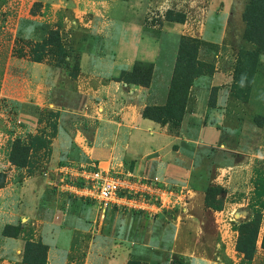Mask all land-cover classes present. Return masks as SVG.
<instances>
[{"label":"rangeland","instance_id":"374dc122","mask_svg":"<svg viewBox=\"0 0 264 264\" xmlns=\"http://www.w3.org/2000/svg\"><path fill=\"white\" fill-rule=\"evenodd\" d=\"M81 5L87 9L75 12ZM212 6L227 15L212 14L203 38ZM173 24L189 25V33L165 31ZM181 39L188 49L179 69ZM115 59L117 67L140 60L135 65L147 70L144 77L127 74L135 65L123 71L119 81L133 87H144L151 71L153 83L157 63L170 78L167 98L177 73L179 106L159 124L195 140L205 124L206 142L176 143L193 164L191 177L145 179L154 193L174 197L165 205L155 194L132 197L124 210L113 209L121 214L118 228L95 205L55 186L61 165L93 160L75 140L87 118L52 105L54 84L45 74L76 79L81 60L84 69L105 73ZM121 169L132 171L133 163ZM90 212L98 214L93 222ZM70 218L82 226L64 243ZM110 229L121 239L135 229L139 241L155 231L151 244L166 256L176 249L194 252L202 264H264V0H0V264H85L93 240ZM176 233L193 237L175 248Z\"/></svg>","mask_w":264,"mask_h":264},{"label":"crops","instance_id":"0c3cea01","mask_svg":"<svg viewBox=\"0 0 264 264\" xmlns=\"http://www.w3.org/2000/svg\"><path fill=\"white\" fill-rule=\"evenodd\" d=\"M102 3H105V1ZM124 3L128 5L126 2L121 4ZM214 8L212 6L205 11L206 22L203 24L201 32L203 38L206 34V23L212 14H219L224 18L227 15L226 9L218 11ZM82 9L87 8L81 5L80 10L74 8V11L81 13ZM94 12L97 16L104 14V11L101 10L95 9ZM111 12H113L112 9ZM166 28L168 30L165 31L171 30L177 33V37L188 34L190 29L189 25L182 24L168 25ZM142 32H144L143 28ZM141 36L139 42L145 38L143 33H141ZM141 60L147 61L145 58H141ZM137 61L140 60H128L125 66L117 67V59H115L113 66L109 68L110 71L113 70L103 73L91 69L88 65L87 69H84L81 60V73L76 79L69 77L67 73L62 75L63 71L62 73L45 71V74L49 76L55 86H52L50 93L55 101L52 105L64 111L80 114L82 117L87 118L89 122L88 126L78 128L75 139L76 143H83L84 156L93 160V163L82 166H95L102 170H113L142 179L151 177L165 180L188 179L191 177L192 171L190 167H193V164L189 166L190 161L180 157L181 155L174 150V146L176 143H181V146H184L187 143H197L199 140L206 143L202 137L205 124L198 134L199 140H195L189 138L183 132L179 134L171 132L168 125L163 126L144 118L142 112L146 107L152 104L164 105L167 102V87L170 78L166 75V71L161 69L158 71L157 63H153L156 66V74L151 87H133L130 84L119 81L118 79L123 71L131 70ZM205 113L207 114V111ZM185 122L186 120L182 123L183 127H185ZM125 161L133 163L134 169L132 171L126 169L118 170L120 166L125 168ZM63 167L65 165H61V168L59 167L57 170ZM54 183L58 192H67L66 194L77 197L74 193L61 186L59 174L58 179ZM78 199L95 205L100 217H105L106 215L113 217L110 227L116 226L118 228L120 226L118 223L120 222L121 214L116 213L114 210H124L122 207L111 206L104 211L94 201L81 197H78ZM72 211L74 214V208ZM128 215H130V212ZM66 217L67 214H64L62 220ZM97 217L98 214L90 212L88 220L93 222V219ZM76 218L75 220L70 218V221H72L69 223L70 227H66L62 231L64 243L70 241L72 229L82 226L76 222ZM57 223L60 224V222ZM115 223L117 224L115 225ZM88 226L89 229L95 228L92 224L85 226V229H88ZM112 231L113 229H110L109 235H101L100 238L93 240L94 242L85 258V264H128L133 259L141 260L146 264H176L175 260L177 258L185 264H202L203 262V258L194 252H184L181 255H177L176 249H174V251H169L167 256L166 253H161L159 248L151 244V236H155V231L148 232L140 241L136 239L135 229L128 232V238L125 237L123 239L118 238ZM195 234L196 236H192L193 238L200 236L198 232H195ZM192 237L185 238L176 233L173 239L175 248L178 243H184Z\"/></svg>","mask_w":264,"mask_h":264},{"label":"built area","instance_id":"2783aa9c","mask_svg":"<svg viewBox=\"0 0 264 264\" xmlns=\"http://www.w3.org/2000/svg\"><path fill=\"white\" fill-rule=\"evenodd\" d=\"M61 186L74 195L94 201L106 211L111 206L124 207L135 200L132 197L157 195L165 205L174 196L172 192L157 190L146 182L134 176L119 173L113 170L106 171L95 166H81L79 168L67 165L58 171Z\"/></svg>","mask_w":264,"mask_h":264},{"label":"trees","instance_id":"16d2710c","mask_svg":"<svg viewBox=\"0 0 264 264\" xmlns=\"http://www.w3.org/2000/svg\"><path fill=\"white\" fill-rule=\"evenodd\" d=\"M187 47L185 46L184 42H182L181 39V43H180V49H179V54H178V61H177V68H181L182 66H185V62L182 60V56L184 54L185 51H187ZM188 64V63H187ZM153 69V67H152ZM127 74H137V76L140 77V75L142 77L148 75L147 70H144L141 68V66L139 65H135L134 68L132 69V71H130ZM153 77V71H151V73H149V78L148 80L145 81L144 83V87L149 88L152 84V78ZM177 78V73L173 74L172 80H171V91H173V93H170L168 98H167V102L165 105L163 106H148L145 108L144 112L142 113V116L146 119H150L152 121H155L157 123H161L159 120V117L164 118L165 116L171 114V112L174 110V108L178 107V102H177V96L175 94V87L173 88L174 82ZM120 79H123V73L121 74ZM136 83V85H140L137 82H134V84ZM131 84V83H128ZM142 86V85H141ZM262 248L264 249V233H263V240H262ZM246 255H248L247 252H245ZM131 264V261L128 263Z\"/></svg>","mask_w":264,"mask_h":264}]
</instances>
